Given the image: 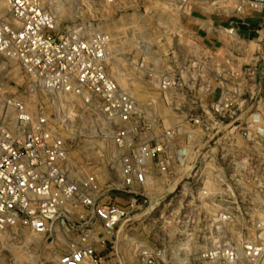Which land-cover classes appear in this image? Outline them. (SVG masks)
I'll return each mask as SVG.
<instances>
[{"label": "built area", "instance_id": "built-area-1", "mask_svg": "<svg viewBox=\"0 0 264 264\" xmlns=\"http://www.w3.org/2000/svg\"><path fill=\"white\" fill-rule=\"evenodd\" d=\"M7 1L0 58L28 82H0V264H264L238 225L264 112L237 66L264 0ZM157 5L180 15L158 37L133 24ZM161 187L177 211L137 225Z\"/></svg>", "mask_w": 264, "mask_h": 264}, {"label": "rangeland", "instance_id": "rangeland-1", "mask_svg": "<svg viewBox=\"0 0 264 264\" xmlns=\"http://www.w3.org/2000/svg\"><path fill=\"white\" fill-rule=\"evenodd\" d=\"M7 0H0V20L6 18L10 20V12H9V6H7ZM46 3H55L56 0H44ZM62 7V5H60ZM68 7V5L66 6ZM168 8L163 5H157L155 7V14L154 18L149 19L145 18L144 20H135L133 21V24H139L141 26H149L151 27L155 32L156 36H160L164 33V29L169 26H176L179 24V14H170L168 13ZM198 12V11H197ZM208 16V15H204ZM261 16L264 17V9L262 10V13H255L253 14V19L260 18ZM71 15L68 13H63V16L61 17V20L63 22H67ZM186 23V22H185ZM192 26V25H191ZM260 26L257 28V25H251L249 28L247 26L239 24L240 29V35L241 37L248 43L246 48L244 50H239L237 54H240V60L237 63L238 67H241L247 71V73H250V77L248 78V84L250 89V100L251 105L254 106L252 110V114H255L256 107L258 103L260 102V99L262 100V107L264 112V21ZM189 29V25L187 26ZM119 26L117 25V29ZM255 28V29H254ZM263 28V29H262ZM258 32V33H257ZM117 36V35H115ZM237 56V55H236ZM239 56H237L238 58ZM0 61L5 62L8 64V68L6 70H0V82H2L6 86L7 93L6 95H12L17 94L21 86L26 84L28 82V78L25 76L24 73H21L20 69L16 64L13 62H8L6 60H2L0 58ZM249 71V72H248ZM125 83L127 81H124ZM129 83H132L136 88H138L142 83L140 79H134L128 81ZM149 88L150 85H149ZM149 92L154 99L159 98L158 92L154 90H150ZM161 109L162 105H161ZM167 114V113H166ZM171 115V114H170ZM239 115V114H237ZM252 147V156H251V162H252V169L250 176L248 178L247 182V190L250 193L251 198V205L248 210V214L251 218V221H248L246 223H238L239 226H250L249 232L247 234L248 240L253 243H262L264 242V222L260 221V208H264L263 204L260 203V201L264 202V189H262V193L259 192V185L261 184L264 188V160L259 159L258 155L256 154L258 147L253 143L251 144ZM175 180H179L178 176L175 178ZM162 190L159 189L158 194L160 196H164L163 202H165L166 205H162L160 207H157L155 211H143L136 214L138 216L136 220H139L140 222H137L136 224L143 225V220L151 215V214H171L173 211H177L178 209V202L180 200V196L178 193L176 195H171L170 191L166 192V188L161 187ZM126 197H123L122 199L125 200ZM173 199L171 207L168 206L171 200ZM156 223V220H154ZM144 225H147L144 224ZM258 225L262 226V230L258 227ZM149 229V228H147ZM144 230V229H143ZM173 241V240H172ZM235 243H240V239H233ZM130 254V252L128 253ZM241 264H248V262H242Z\"/></svg>", "mask_w": 264, "mask_h": 264}, {"label": "crops", "instance_id": "crops-1", "mask_svg": "<svg viewBox=\"0 0 264 264\" xmlns=\"http://www.w3.org/2000/svg\"><path fill=\"white\" fill-rule=\"evenodd\" d=\"M263 21H264V17L261 16L260 18H257V19L249 18L246 20V23L248 24L249 27L253 24V25H257V28H258L263 23ZM249 30H250V28H249Z\"/></svg>", "mask_w": 264, "mask_h": 264}, {"label": "bare ground", "instance_id": "bare-ground-1", "mask_svg": "<svg viewBox=\"0 0 264 264\" xmlns=\"http://www.w3.org/2000/svg\"><path fill=\"white\" fill-rule=\"evenodd\" d=\"M7 2V6H8V1H6ZM114 52L117 54V51L116 50H114ZM119 58H122V57H120V56H118Z\"/></svg>", "mask_w": 264, "mask_h": 264}]
</instances>
